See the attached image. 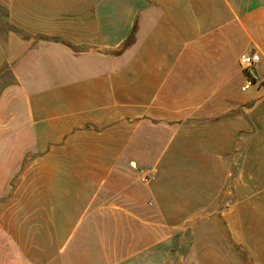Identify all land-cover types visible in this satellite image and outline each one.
<instances>
[{"label": "crops", "instance_id": "crops-1", "mask_svg": "<svg viewBox=\"0 0 264 264\" xmlns=\"http://www.w3.org/2000/svg\"><path fill=\"white\" fill-rule=\"evenodd\" d=\"M0 5V264H264V0Z\"/></svg>", "mask_w": 264, "mask_h": 264}, {"label": "built area", "instance_id": "built-area-1", "mask_svg": "<svg viewBox=\"0 0 264 264\" xmlns=\"http://www.w3.org/2000/svg\"><path fill=\"white\" fill-rule=\"evenodd\" d=\"M260 61L261 56L258 51L245 53L240 57V66L246 74V83L242 89L244 92L249 90L252 86L258 85V78L255 76V70ZM148 179L149 175H145L142 181L147 182Z\"/></svg>", "mask_w": 264, "mask_h": 264}, {"label": "rangeland", "instance_id": "rangeland-1", "mask_svg": "<svg viewBox=\"0 0 264 264\" xmlns=\"http://www.w3.org/2000/svg\"><path fill=\"white\" fill-rule=\"evenodd\" d=\"M4 17H5V15H4V8H3V6L0 5V22H4L5 21V18Z\"/></svg>", "mask_w": 264, "mask_h": 264}]
</instances>
